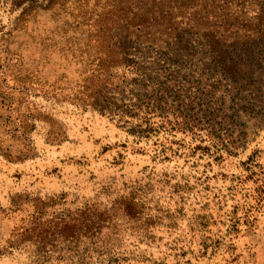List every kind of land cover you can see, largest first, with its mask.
<instances>
[{"label":"rangeland","instance_id":"1","mask_svg":"<svg viewBox=\"0 0 264 264\" xmlns=\"http://www.w3.org/2000/svg\"><path fill=\"white\" fill-rule=\"evenodd\" d=\"M51 1L0 0V243L23 225L0 264H73L114 237L127 264H264L263 33L231 71L135 42L106 73L83 11L25 25Z\"/></svg>","mask_w":264,"mask_h":264},{"label":"trees","instance_id":"2","mask_svg":"<svg viewBox=\"0 0 264 264\" xmlns=\"http://www.w3.org/2000/svg\"><path fill=\"white\" fill-rule=\"evenodd\" d=\"M40 10L54 12L55 18L83 11V15H74V20L91 33L88 45L92 49L91 58L106 55V73L125 65V45L135 42L164 53L181 52L182 57H187L186 62L196 54L209 55L222 71H231L230 49L245 45L252 36L264 35V0H52L47 8L31 6L27 9L22 16L25 25L38 20ZM71 204L76 219L77 215L87 212L91 217L96 215L97 203L78 205L72 200ZM3 212H0V225ZM99 220L103 227L107 226V220ZM20 228H15L19 231L14 230L6 242L0 243V256L12 251L13 238L22 233ZM115 229L116 225L114 232L117 233ZM85 250L80 257H72L73 264H127L136 256L118 237L103 242L92 240Z\"/></svg>","mask_w":264,"mask_h":264}]
</instances>
